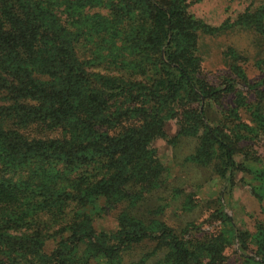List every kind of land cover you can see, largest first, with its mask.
Returning a JSON list of instances; mask_svg holds the SVG:
<instances>
[{
  "label": "trees",
  "instance_id": "obj_1",
  "mask_svg": "<svg viewBox=\"0 0 264 264\" xmlns=\"http://www.w3.org/2000/svg\"><path fill=\"white\" fill-rule=\"evenodd\" d=\"M187 2L0 0V264L221 259L229 223L194 238L142 207L162 177L149 142L179 103L223 93L200 78L196 56L198 32L218 30L188 16ZM100 6L105 16L88 12ZM81 37L96 40L85 56ZM196 113L192 129L204 131L230 190L234 148ZM100 202L120 208L113 231L95 226Z\"/></svg>",
  "mask_w": 264,
  "mask_h": 264
},
{
  "label": "rangeland",
  "instance_id": "obj_2",
  "mask_svg": "<svg viewBox=\"0 0 264 264\" xmlns=\"http://www.w3.org/2000/svg\"><path fill=\"white\" fill-rule=\"evenodd\" d=\"M187 1L188 16L218 30L198 32L196 56L200 78L223 93L205 103L201 95L199 103H179L176 117L163 124L164 136L149 142L162 177L142 207L176 234L194 238L225 234L229 223L234 235H225L228 244L214 264H264V0ZM88 12L107 13L101 6ZM95 42L81 37L76 50L85 56ZM97 66L101 72L114 71L111 65ZM130 79L140 80L136 75ZM197 111L234 148L236 170L230 190L215 173L217 153L207 151L204 131L192 129ZM99 204L96 228L115 230L120 208ZM151 248L134 253L139 256ZM203 264L211 263L205 259Z\"/></svg>",
  "mask_w": 264,
  "mask_h": 264
}]
</instances>
